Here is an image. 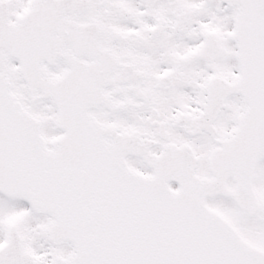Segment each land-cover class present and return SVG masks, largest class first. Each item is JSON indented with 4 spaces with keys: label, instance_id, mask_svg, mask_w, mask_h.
<instances>
[{
    "label": "snow or ice",
    "instance_id": "1",
    "mask_svg": "<svg viewBox=\"0 0 264 264\" xmlns=\"http://www.w3.org/2000/svg\"><path fill=\"white\" fill-rule=\"evenodd\" d=\"M0 264H264V0H0Z\"/></svg>",
    "mask_w": 264,
    "mask_h": 264
}]
</instances>
